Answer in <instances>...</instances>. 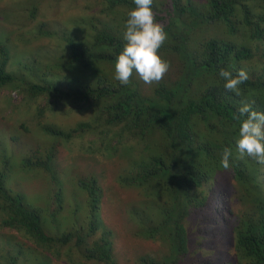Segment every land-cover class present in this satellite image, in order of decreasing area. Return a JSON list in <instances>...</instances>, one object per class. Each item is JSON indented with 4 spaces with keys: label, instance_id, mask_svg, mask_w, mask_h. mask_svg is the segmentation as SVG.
<instances>
[{
    "label": "trees",
    "instance_id": "16d2710c",
    "mask_svg": "<svg viewBox=\"0 0 264 264\" xmlns=\"http://www.w3.org/2000/svg\"><path fill=\"white\" fill-rule=\"evenodd\" d=\"M205 1L164 0L163 12L164 2L153 3L157 21H168L162 23L168 36L159 51L171 67L151 85L135 72L126 86L114 78L133 0L78 4L86 10L77 6L75 28L62 31L69 50L64 61L61 57L42 69H8V58L16 54L8 37L23 40L27 20L20 16V28L12 30L6 24L15 9H7L11 18L0 22V28H8L0 32V102L11 114L27 117L21 125L33 145L22 143L19 166L24 175L52 177L58 196L56 209L43 216L39 206L7 188L2 174L9 171L11 158H1L8 164L0 172L1 227L36 248L10 239L6 244L12 249L0 264H51L48 257L64 249L68 258L71 252L78 256L75 264H121L117 248L127 247L118 227L105 231L104 195L96 175L78 180L81 193H74L82 195L80 201L64 206L67 193L55 158L60 145L99 163L102 174L113 168L114 182L136 193L135 200L124 203L135 224L132 233L143 246H161L160 253L132 255L136 264H208V257L215 264H264V164L241 157L237 147L246 118L237 119L242 104L264 112V49L258 46L264 40V0H209L203 15ZM69 2L70 7L73 0ZM37 11L33 7L30 15ZM92 12L94 17L88 15ZM103 16L121 25L119 34ZM220 21L233 30L235 22L243 24L248 42L206 40L200 26ZM242 67L249 79L236 95L224 88L219 72L223 68L235 76ZM4 91L9 94L6 103ZM225 148L232 151L228 169L221 165ZM59 220L63 224H56V231L61 235H48L46 226ZM224 254L228 257L221 261Z\"/></svg>",
    "mask_w": 264,
    "mask_h": 264
},
{
    "label": "rangeland",
    "instance_id": "374dc122",
    "mask_svg": "<svg viewBox=\"0 0 264 264\" xmlns=\"http://www.w3.org/2000/svg\"><path fill=\"white\" fill-rule=\"evenodd\" d=\"M36 1L37 2H35V0H0V22L3 23L6 18L10 19L12 15L13 18H11V23L7 22L6 25H12V30H18L21 24V20H18L20 16L23 19L27 20V22L24 24L27 33L24 35L23 40L19 39L18 35H10L8 37L10 43L15 46L14 52H16L13 57L8 58V69L20 70L21 66L23 65H35L39 69H42L44 68V66H47L51 62L59 61L61 57H63L64 61V56H66L69 50L68 46H64V33L62 31L65 27L69 26L70 29L75 28L74 24H72V21L73 19L76 20L79 17V13L77 12L78 7L80 11L86 10L78 6V4H80L81 2L86 3V0H73L70 7V0ZM160 1L164 2V0ZM208 2L209 0L205 1L203 4V15H207L209 11ZM164 5L165 2L162 7H160V9H162L161 12L165 11V9H163ZM33 7H37L38 9V12L34 17L30 15V10H32ZM14 8H16L15 12L13 10H10ZM7 9L10 10L11 15L8 13ZM61 11H63V13ZM236 12L242 19V12H240L238 9L236 10ZM39 15H44L45 21L36 22V18H38ZM88 15L93 16V12ZM103 17L106 19V23H111V26H113L117 34H119L121 25L118 23H113L110 18H106L105 16ZM167 22L166 20L162 21L164 25H166ZM36 24H39L40 27L38 28ZM111 26L108 28L110 32ZM234 26L237 28L233 30L232 26L226 27L223 23H221V29L211 30L212 25L205 23L200 26V32L204 36H209V38H211L210 35L214 37V39L218 38L217 40L220 42L225 41L234 43H247V32L249 31H242L241 25L237 24V22H235ZM7 29V26H4V30L0 28V32ZM42 30H44L43 33ZM47 33H51L52 35H48ZM204 38L207 39L208 37ZM42 41H45V45L38 46L35 43H41ZM249 44L253 45L254 43ZM253 46L255 47L256 44ZM258 46L260 47V51H262L264 49V40L260 41L258 43ZM44 72L45 71L40 72V75L43 76ZM8 95V92H3L4 103H6ZM15 97L14 101L17 100V98ZM0 99H2V97H0ZM26 121L27 117L24 118L15 113L11 114V110H8V106L6 108L5 105L0 102V143L3 144L2 147H0V172H2V169L5 168L6 165H8L2 162L1 158H3L4 160L5 157L11 158L9 171L6 173V175L2 174L3 177H5L4 180L7 188L13 193L25 196L26 201L29 204H31L32 206L34 205L40 207V211H42L43 216H49V214L57 207L54 196H58L54 195L57 191V186L53 182L52 177H46L45 175L41 177V179H34L33 177L29 176L27 177L24 175L22 168L19 166L21 153L24 150L22 143L24 144V142H28L29 145H33L30 142L31 137L29 136V134H26L24 132L25 129L27 130V127L24 125L25 128H23L22 126L23 124H26ZM55 158L59 161L57 170L61 172L60 177L62 178V189L67 193L66 204H64L66 208L69 206V201L72 202L76 199L77 201H80L78 197L82 195L77 196L74 193L76 191L81 193L78 190L77 181L80 179L87 181L93 176V174L96 175L98 179V186L102 189L104 195L103 205L105 206H103L101 209V219L104 220L105 231L108 230V227H118V230L120 232V240H122L127 247L126 251L122 247L117 248V256L121 264H136L135 260L132 257V255L134 254L148 253L152 250H154L155 253L161 252L159 251L161 248L160 244L157 246H151L146 243V245L143 246L141 245V241L138 238L134 237L132 233L133 230L131 229H134L135 224H133V222L130 220V217L128 216L126 211V205L124 203L127 199L135 200V196L137 195L130 189L126 191L123 190L116 184V182H114L112 177V175L114 174L113 168L110 169L111 171L109 170L110 172L107 171L106 173L103 172L102 174V166L99 163H94L93 160L81 158V156L77 154V151H72L69 148L62 147L61 145L59 146ZM79 203L81 204V202ZM81 206L83 207L84 205ZM117 209L119 210L115 212V210ZM72 211L73 209L69 212ZM60 223L63 224V220H59V223L47 225L46 230L48 232V235L52 237H56L57 234L61 235L56 231V224ZM17 234L18 233L12 229L1 227L0 223L1 260L6 256V254L9 253L10 249H12L9 245L6 244L10 239L14 243H17L18 240H21V242L24 243L25 247H30L33 249L36 248L35 243L29 242L27 239H24L22 237H17ZM38 252L43 253L42 249H40ZM43 256L45 260L46 254H43ZM70 257L71 258H68L67 249H64L63 252H60L59 255H52L48 258L51 264H75L73 260L77 261L78 256L71 252ZM227 257L228 255L224 254L221 258V261H224ZM205 262H208V264L216 263L214 262L212 257H208ZM25 264H31V262H26Z\"/></svg>",
    "mask_w": 264,
    "mask_h": 264
},
{
    "label": "clouds",
    "instance_id": "9594fccd",
    "mask_svg": "<svg viewBox=\"0 0 264 264\" xmlns=\"http://www.w3.org/2000/svg\"><path fill=\"white\" fill-rule=\"evenodd\" d=\"M133 2L135 8L128 13L123 34L126 43L117 57L114 78L121 85L126 86L131 82L135 72L146 84L159 83L171 67L170 61L164 59L159 51L167 40L168 33L165 31V26L156 19L152 7L154 0H133ZM14 9L16 11V8ZM43 17L44 15H39L36 22H41ZM221 23L228 27L225 22L220 21L211 24V30L221 29ZM240 25L242 31L247 30L243 24ZM205 37H208L206 40L214 39L211 35V38ZM35 43L38 46L45 45V41ZM219 75L226 81L224 88L236 95L241 94L240 85L249 79L243 67L235 76L231 71L223 68L220 69ZM238 111L237 119L246 117L239 128L240 138L237 141L239 154L241 157L247 155L258 163L264 164V112L253 110L248 103H243ZM231 155L230 148L223 150L221 165L224 169L230 167Z\"/></svg>",
    "mask_w": 264,
    "mask_h": 264
}]
</instances>
